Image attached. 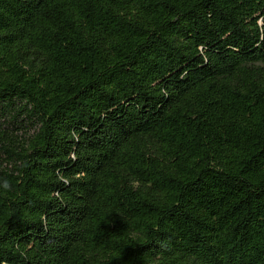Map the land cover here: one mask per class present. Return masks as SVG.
I'll use <instances>...</instances> for the list:
<instances>
[{
    "label": "trees",
    "instance_id": "trees-1",
    "mask_svg": "<svg viewBox=\"0 0 264 264\" xmlns=\"http://www.w3.org/2000/svg\"><path fill=\"white\" fill-rule=\"evenodd\" d=\"M0 264H264V0H0Z\"/></svg>",
    "mask_w": 264,
    "mask_h": 264
}]
</instances>
